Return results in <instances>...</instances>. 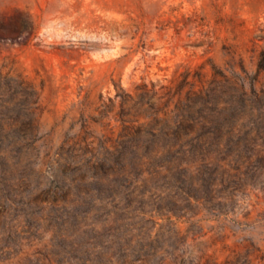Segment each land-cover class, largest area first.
I'll use <instances>...</instances> for the list:
<instances>
[{
    "label": "rangeland",
    "instance_id": "obj_1",
    "mask_svg": "<svg viewBox=\"0 0 264 264\" xmlns=\"http://www.w3.org/2000/svg\"><path fill=\"white\" fill-rule=\"evenodd\" d=\"M261 49L264 0H0V264H264ZM199 88L189 162L131 143Z\"/></svg>",
    "mask_w": 264,
    "mask_h": 264
},
{
    "label": "trees",
    "instance_id": "obj_2",
    "mask_svg": "<svg viewBox=\"0 0 264 264\" xmlns=\"http://www.w3.org/2000/svg\"><path fill=\"white\" fill-rule=\"evenodd\" d=\"M264 69V49H261L257 55L256 71L260 72ZM196 80H202L200 71H196L194 80H189L188 75L185 76L184 83H195ZM217 72H213V83H217ZM158 101L165 106L163 109L153 108L148 115H141V113H134L133 119H121L136 120L140 116H148V120L144 125H149L145 128L142 124L136 125L134 130H131L133 126L129 127L124 124L125 128H128V135L131 143L139 144L145 143L147 148L146 154L148 159L153 161L172 163L180 165L182 163L189 162L190 158H193L197 152L200 151L201 145L204 143L206 132L194 131L199 119L200 126L207 124L209 118L203 114L204 109L207 107L211 95L209 91L199 88L197 90H187L184 100L178 99L174 108L169 109L171 100L169 96L161 95L157 97ZM182 109V110H180ZM159 110V111H158ZM186 110V111H185ZM198 113L200 117L195 115ZM155 126V124H157ZM142 158V157H140Z\"/></svg>",
    "mask_w": 264,
    "mask_h": 264
}]
</instances>
